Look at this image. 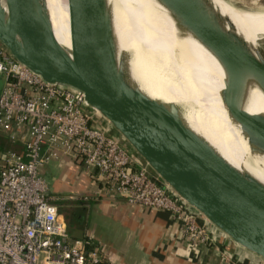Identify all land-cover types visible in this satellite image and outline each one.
Segmentation results:
<instances>
[{
	"label": "water",
	"instance_id": "95a60500",
	"mask_svg": "<svg viewBox=\"0 0 264 264\" xmlns=\"http://www.w3.org/2000/svg\"><path fill=\"white\" fill-rule=\"evenodd\" d=\"M223 69L242 102L246 83L264 92V58L209 0H158ZM70 45L52 32L44 0H0V43L49 82L78 88L147 166L232 241L264 259V183L227 161L183 119L178 103L143 93L117 52L104 0H67ZM264 134V114L238 111ZM264 151V139L259 141Z\"/></svg>",
	"mask_w": 264,
	"mask_h": 264
},
{
	"label": "built area",
	"instance_id": "2783aa9c",
	"mask_svg": "<svg viewBox=\"0 0 264 264\" xmlns=\"http://www.w3.org/2000/svg\"><path fill=\"white\" fill-rule=\"evenodd\" d=\"M98 117L81 90L44 80L0 43V133L21 143L0 151V264H102L69 236L40 173L63 158L127 202L167 210L190 241L209 239L197 212Z\"/></svg>",
	"mask_w": 264,
	"mask_h": 264
},
{
	"label": "bare ground",
	"instance_id": "6f19581e",
	"mask_svg": "<svg viewBox=\"0 0 264 264\" xmlns=\"http://www.w3.org/2000/svg\"><path fill=\"white\" fill-rule=\"evenodd\" d=\"M209 1L241 38L246 35L249 42L257 43L264 37V5L238 7L227 0ZM44 2L53 35L61 45L69 46L67 0ZM104 2L117 52L124 54L135 85L150 97L178 103L184 121L195 132L231 164L264 183V151L259 146L264 134L238 113L264 114V92L259 85L248 81L242 102L233 97L216 57L176 25L158 0Z\"/></svg>",
	"mask_w": 264,
	"mask_h": 264
},
{
	"label": "crops",
	"instance_id": "0c3cea01",
	"mask_svg": "<svg viewBox=\"0 0 264 264\" xmlns=\"http://www.w3.org/2000/svg\"><path fill=\"white\" fill-rule=\"evenodd\" d=\"M101 119L105 129L120 136ZM1 135L6 142L1 140L0 150L4 146L20 148L19 140L11 143ZM136 157L145 163L138 154ZM40 173L69 236L81 238L85 248L98 249L102 264H264L262 257L232 241L201 215L196 219L205 222L209 239L190 241L182 234L180 221L167 210L127 202L72 161H51L40 167Z\"/></svg>",
	"mask_w": 264,
	"mask_h": 264
},
{
	"label": "rangeland",
	"instance_id": "374dc122",
	"mask_svg": "<svg viewBox=\"0 0 264 264\" xmlns=\"http://www.w3.org/2000/svg\"><path fill=\"white\" fill-rule=\"evenodd\" d=\"M227 1H229L230 3H232V4H236L235 6H238V7H256V5H264V0H227ZM249 5H248V4ZM252 3V4H251ZM260 3V4H259ZM239 4V5H238ZM248 5V6H247ZM242 38L244 39V41L246 42V43H248V45L250 46V47H254L255 45H256V48H257V50H258V52L261 54V56L264 58V37H261L260 39H258V42L257 43H251V42H249V41H251L250 39H249V37L248 36H246V35H243L242 36ZM262 40V41H261ZM254 82V81H253ZM247 83H251V82H247ZM258 85V84H257ZM98 120H99V123L102 125V119L100 118V117H98ZM103 125H106L107 126V124H104V122H103ZM108 128V127H107ZM121 137V136H120ZM3 139V140H2ZM4 141V142H6L5 141V138L1 135V133H0V141ZM2 141L0 142V144L2 143ZM5 149H7V147L6 146H4V148L2 149V150H0V151H3V150H5ZM46 176V178L48 179V177H47V175H45Z\"/></svg>",
	"mask_w": 264,
	"mask_h": 264
}]
</instances>
